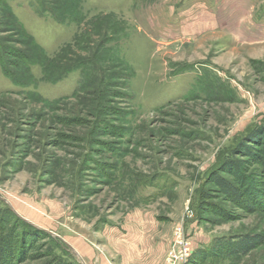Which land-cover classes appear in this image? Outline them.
Wrapping results in <instances>:
<instances>
[{
  "label": "rangeland",
  "instance_id": "rangeland-1",
  "mask_svg": "<svg viewBox=\"0 0 264 264\" xmlns=\"http://www.w3.org/2000/svg\"><path fill=\"white\" fill-rule=\"evenodd\" d=\"M63 12L74 22H56ZM101 17L90 46L75 44ZM263 121L264 0H0V209L55 235L23 264L58 243L74 264H165L177 231L199 256L218 238L263 237L184 264H264V213L206 182Z\"/></svg>",
  "mask_w": 264,
  "mask_h": 264
},
{
  "label": "trees",
  "instance_id": "trees-1",
  "mask_svg": "<svg viewBox=\"0 0 264 264\" xmlns=\"http://www.w3.org/2000/svg\"><path fill=\"white\" fill-rule=\"evenodd\" d=\"M55 16V21L58 23L74 22L72 13L63 12L62 16ZM101 18L90 21L87 25V31L85 30L79 39L75 38L74 43L77 44L79 40H83L90 46L92 36L100 34L96 30H100L99 28L105 26L103 23H107L111 19L109 17ZM94 52L90 50L91 54ZM97 52L100 56L96 53L95 55L100 57V63H110L111 57H106L108 49L99 46ZM51 61L47 62L46 65L55 63L58 68L59 63L68 62L66 57H62V54ZM78 62L80 63V59L73 64ZM206 182L212 186L211 191L217 198L233 208L246 214L264 213V121L259 125L252 126L243 134L229 150L226 157L218 161L208 171ZM204 205L208 212L224 221H232L236 218L233 211L224 209L219 204L204 202ZM3 208L0 209V264H23L26 260L36 257L31 253V250L39 242L54 241L47 233L16 217L9 208ZM262 242L263 237L259 234L218 238L214 240L211 249L206 254L199 256L200 251H197L191 256L194 260L200 257L205 260L207 257L219 256L220 253L224 252L228 255L243 256L254 250ZM58 245L54 244L51 247L47 254L50 259L43 264H74L72 257L62 249L59 243ZM55 250H59L61 256H56Z\"/></svg>",
  "mask_w": 264,
  "mask_h": 264
},
{
  "label": "built area",
  "instance_id": "built-area-1",
  "mask_svg": "<svg viewBox=\"0 0 264 264\" xmlns=\"http://www.w3.org/2000/svg\"><path fill=\"white\" fill-rule=\"evenodd\" d=\"M177 231V237L180 239L176 241L174 247H172L170 254L168 255L165 264H181L186 262L190 257L191 253L189 251L188 242L182 238V235Z\"/></svg>",
  "mask_w": 264,
  "mask_h": 264
},
{
  "label": "water",
  "instance_id": "water-1",
  "mask_svg": "<svg viewBox=\"0 0 264 264\" xmlns=\"http://www.w3.org/2000/svg\"><path fill=\"white\" fill-rule=\"evenodd\" d=\"M3 201L7 204V202L5 200H3ZM11 210L15 214L16 217H18L19 219L23 220L25 223L30 224L31 226H33V227H35V228L47 233L48 235H50L52 237L55 236L53 233L29 223L27 220L23 219L18 213H16L12 208H11ZM66 247L72 253V255H74L75 257H79L78 253L71 246L66 244ZM82 264H85V263L82 262Z\"/></svg>",
  "mask_w": 264,
  "mask_h": 264
},
{
  "label": "crops",
  "instance_id": "crops-1",
  "mask_svg": "<svg viewBox=\"0 0 264 264\" xmlns=\"http://www.w3.org/2000/svg\"><path fill=\"white\" fill-rule=\"evenodd\" d=\"M82 253V252H81ZM102 264H104V263H102Z\"/></svg>",
  "mask_w": 264,
  "mask_h": 264
}]
</instances>
